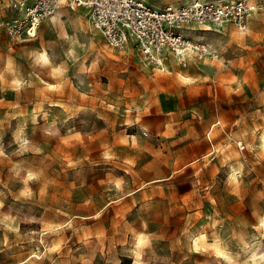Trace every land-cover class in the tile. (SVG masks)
<instances>
[{
    "label": "rangeland",
    "instance_id": "rangeland-1",
    "mask_svg": "<svg viewBox=\"0 0 264 264\" xmlns=\"http://www.w3.org/2000/svg\"><path fill=\"white\" fill-rule=\"evenodd\" d=\"M15 1L0 0V264H264V8L245 30H187L209 52L163 68L110 46L83 6L14 36Z\"/></svg>",
    "mask_w": 264,
    "mask_h": 264
},
{
    "label": "built area",
    "instance_id": "built-area-1",
    "mask_svg": "<svg viewBox=\"0 0 264 264\" xmlns=\"http://www.w3.org/2000/svg\"><path fill=\"white\" fill-rule=\"evenodd\" d=\"M61 3L87 8L91 24L110 46L132 42L157 67L167 52L183 54L191 43L187 30L220 29L226 22L245 30L252 13L264 8V0H184L162 7L148 0H17L13 6L25 14L7 28L14 36L34 37Z\"/></svg>",
    "mask_w": 264,
    "mask_h": 264
},
{
    "label": "bare ground",
    "instance_id": "bare-ground-1",
    "mask_svg": "<svg viewBox=\"0 0 264 264\" xmlns=\"http://www.w3.org/2000/svg\"><path fill=\"white\" fill-rule=\"evenodd\" d=\"M96 30L98 31V29H96ZM98 32H99V31H98ZM200 47L206 49V51L209 52V49H208V48H207L202 42L195 40V41L189 43V45L187 46V51H184L183 55H177V56H175V57H176L178 60L183 61V59H186V56L191 55L196 49H199ZM43 57H44V55H43ZM45 58H46V57H45ZM43 60H44V59H43ZM46 60H47V59H46ZM162 67L164 68V62H162ZM179 75H180L183 79H185V80H188V79H189V77L184 76L183 74H180V73H179ZM262 141H263V143H264V135L262 136ZM202 237H204V236L201 235L200 238H202ZM140 239H141V238H140ZM197 239L199 240V238H197ZM197 239H196V240H197ZM141 241H142V239H141ZM250 258H251V257H250ZM226 259L231 260V261H235V258L233 257V255H230V254H226ZM136 264H138V263H136ZM244 264H256V263H255V260H254V259H251V260L248 259V260H246V261L244 262Z\"/></svg>",
    "mask_w": 264,
    "mask_h": 264
},
{
    "label": "crops",
    "instance_id": "crops-1",
    "mask_svg": "<svg viewBox=\"0 0 264 264\" xmlns=\"http://www.w3.org/2000/svg\"><path fill=\"white\" fill-rule=\"evenodd\" d=\"M12 2H13V0H6V4L7 5H9V4H12ZM214 30H217V29H214ZM132 48V47H131ZM165 56V55H164ZM174 58H176V57H174ZM177 59V58H176ZM166 67V66H165ZM164 67V68H165ZM190 77V76H189Z\"/></svg>",
    "mask_w": 264,
    "mask_h": 264
}]
</instances>
